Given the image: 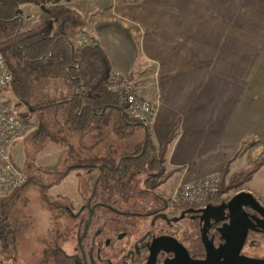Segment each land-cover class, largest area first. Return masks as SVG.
<instances>
[{
	"label": "crops",
	"instance_id": "crops-1",
	"mask_svg": "<svg viewBox=\"0 0 264 264\" xmlns=\"http://www.w3.org/2000/svg\"><path fill=\"white\" fill-rule=\"evenodd\" d=\"M61 5L76 22L67 28L72 42L78 33L89 36L109 70L131 74L139 95L158 104L153 125L144 129L157 152L170 139L159 195L217 174L247 172L262 157L264 0H62ZM64 123L62 113V132ZM69 173L61 179L64 185ZM72 174L76 179L79 173ZM241 190L264 204V166Z\"/></svg>",
	"mask_w": 264,
	"mask_h": 264
},
{
	"label": "trees",
	"instance_id": "trees-1",
	"mask_svg": "<svg viewBox=\"0 0 264 264\" xmlns=\"http://www.w3.org/2000/svg\"><path fill=\"white\" fill-rule=\"evenodd\" d=\"M44 3V0H0V53L12 74L8 89L16 100L14 109L25 107L28 112L26 115L17 114V117L25 121L28 114H37L35 134L45 135L54 141L61 136L47 129L46 119L49 115L55 117L61 112L68 133L97 131L101 134L102 129L110 126L119 131L127 127H144L127 116L126 105L121 97L108 89L111 70L108 69L102 50L96 44L86 48L75 47L67 32L68 27L76 24L71 12L60 5L46 7ZM24 7L38 9L36 22L33 21L35 25L31 28L24 20ZM53 23L57 26L54 27ZM61 90L67 93L61 94ZM169 142L170 139L156 155L152 147L148 149L150 143L147 139L143 153L139 154L141 148L137 150L139 158L122 161L114 170L111 180L126 184L130 168L146 164L151 157L150 168L157 171L151 188H156L159 185L158 179L164 174L163 168L158 165L163 163ZM124 163L127 165L125 168ZM262 166L264 156L247 172L230 177L223 173L219 190L212 200L219 201L229 190L242 189ZM78 168L83 171L76 175L77 192L82 198H87L93 186L85 177L90 170L83 166ZM103 173V176L99 174L101 186L110 181L105 176L108 172ZM12 235L9 207L3 200L0 202V253L9 246L7 240ZM259 240L264 244V238ZM195 243H199L198 236Z\"/></svg>",
	"mask_w": 264,
	"mask_h": 264
},
{
	"label": "flooded vegetation",
	"instance_id": "flooded-vegetation-1",
	"mask_svg": "<svg viewBox=\"0 0 264 264\" xmlns=\"http://www.w3.org/2000/svg\"><path fill=\"white\" fill-rule=\"evenodd\" d=\"M143 146L140 155L146 142ZM139 154L136 150L121 155L117 160L110 158L107 163H100L97 170H100L99 174L102 176L107 171V177L111 179L122 161H132L139 158ZM150 161L151 157L146 165L131 167L128 172L129 180L133 170L150 167ZM125 166L126 163L124 168ZM151 171L153 173L147 172L141 178L126 184L111 180L101 186L98 178L97 185L93 184L92 192L87 198H82L78 192L73 198L61 195V215L68 219L64 224L66 234L61 237V264H179L178 256L167 246H159L157 252L153 253L154 250L151 255V243L157 239L170 244L173 243L172 240L177 241L190 260L206 259L209 254L201 239L204 219L198 211L220 206L230 198L211 200L203 207L170 205L167 199L169 195H159L157 187L151 188L157 176V171ZM66 174L63 173L61 177ZM149 197L155 198L156 203L147 202ZM246 211L252 217H258L253 211ZM220 213L212 211L207 214L211 217L208 237L217 253L223 251L225 240L221 238V228L227 223V220L215 222V219L224 218ZM252 227L256 229L248 231L241 257L246 264H264V256L257 254L259 248H264L259 240L264 238V233L258 230L256 224ZM197 236L199 243H195ZM179 257L180 260L184 259L183 255ZM13 263L16 264V260ZM39 264H47L46 258Z\"/></svg>",
	"mask_w": 264,
	"mask_h": 264
},
{
	"label": "rangeland",
	"instance_id": "rangeland-1",
	"mask_svg": "<svg viewBox=\"0 0 264 264\" xmlns=\"http://www.w3.org/2000/svg\"><path fill=\"white\" fill-rule=\"evenodd\" d=\"M36 12L24 10V18L33 15L29 20L24 19L29 23V28L35 25L33 21L36 22ZM53 26L56 27V24ZM68 36L70 38L71 35L68 33ZM7 99L15 105V97L9 89ZM15 111L16 114L28 113L25 107ZM61 114L55 117L49 115L46 119L47 129L61 136L56 141L45 135L37 136L34 122L38 115L28 114L25 121L32 128L12 146L13 163L24 174L25 182L10 196L0 200L8 204L9 225L13 231L12 237L7 240L9 246L2 256L0 253L3 264H14L13 260H16V264H39L43 258H46L47 264H61V237L66 234L64 224L68 220L61 215V195L69 198L76 195V179L72 173L78 171L81 174L83 170H79L80 166H92L86 176L91 184L97 185L100 171L97 167L100 163L135 152L142 148L147 138L144 127H127L119 131L110 126L102 129L101 134L92 131L84 135H72L66 129L61 133ZM154 152L159 154L157 150ZM261 156H264V152ZM158 166L162 167V164ZM67 172L71 175L64 185L65 181L59 179ZM147 172L153 173L149 166L133 170L128 181L133 182ZM236 193L237 190H229L220 199L231 198ZM146 200L156 203L155 198L149 197ZM250 251L253 252L252 249ZM257 251L258 255L264 256V248Z\"/></svg>",
	"mask_w": 264,
	"mask_h": 264
},
{
	"label": "built area",
	"instance_id": "built-area-1",
	"mask_svg": "<svg viewBox=\"0 0 264 264\" xmlns=\"http://www.w3.org/2000/svg\"><path fill=\"white\" fill-rule=\"evenodd\" d=\"M62 0H44V6L59 5ZM33 18L30 15L25 18ZM73 44L77 48L95 45L92 39L78 33ZM12 82V74L8 69L4 56L0 53V200L10 196L25 182L23 173L15 166L11 157L12 146L22 139L31 125L17 117L12 103L7 99V91ZM108 89L117 93L123 100L125 113L130 119L144 127L153 125L158 111V104L143 99L131 74L118 71L109 73ZM220 174L176 187L168 196L170 205L205 206L219 190ZM1 264V261H0Z\"/></svg>",
	"mask_w": 264,
	"mask_h": 264
},
{
	"label": "water",
	"instance_id": "water-1",
	"mask_svg": "<svg viewBox=\"0 0 264 264\" xmlns=\"http://www.w3.org/2000/svg\"><path fill=\"white\" fill-rule=\"evenodd\" d=\"M96 181L98 182V179ZM246 209L253 211L259 218L256 216L252 217ZM212 211H219L224 216L222 219H215V222L227 220V223L223 224L221 228L223 230L221 233L223 237L221 238L225 240V243L223 244V251L220 253L216 252L208 237V224L211 217L207 214ZM198 212L202 214V218L204 219L201 239L209 254L206 259L190 260L185 249L177 241L172 240L173 243L170 244L163 239H157L151 243V255L154 250L155 252L153 253L157 252L156 250L159 249V246H163V248L167 246L168 249H171L178 256L177 262L179 264H246L241 257V251L248 231L256 229L252 227L253 224H256L259 228L258 230L264 233V206L252 194L241 190L234 194L227 203L217 207H206ZM225 236L229 238L226 239ZM179 255H183L184 259L180 260Z\"/></svg>",
	"mask_w": 264,
	"mask_h": 264
}]
</instances>
